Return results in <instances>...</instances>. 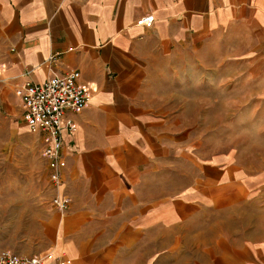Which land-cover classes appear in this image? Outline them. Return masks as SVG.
<instances>
[{
    "label": "crops",
    "instance_id": "0c3cea01",
    "mask_svg": "<svg viewBox=\"0 0 264 264\" xmlns=\"http://www.w3.org/2000/svg\"><path fill=\"white\" fill-rule=\"evenodd\" d=\"M148 14L154 23L138 24ZM207 62L216 81L242 79L252 97L241 107L264 126V0H0V110L19 104L22 118L17 88L53 73L79 70L94 87L64 135L70 207L53 206L51 240L35 254L54 251L49 264H264V164L234 150L204 159L147 105L148 93L185 95Z\"/></svg>",
    "mask_w": 264,
    "mask_h": 264
},
{
    "label": "rangeland",
    "instance_id": "374dc122",
    "mask_svg": "<svg viewBox=\"0 0 264 264\" xmlns=\"http://www.w3.org/2000/svg\"><path fill=\"white\" fill-rule=\"evenodd\" d=\"M202 69V78L187 79L185 95L148 93L147 105L158 116L169 115L172 132L188 134V148L204 159L234 150L249 166L264 164L259 111L241 107L252 97L241 93L246 85L242 79H212L208 62ZM19 122V104L12 113L0 110V250L35 254L51 240L45 219L53 213L56 193L42 155L43 137Z\"/></svg>",
    "mask_w": 264,
    "mask_h": 264
},
{
    "label": "built area",
    "instance_id": "2783aa9c",
    "mask_svg": "<svg viewBox=\"0 0 264 264\" xmlns=\"http://www.w3.org/2000/svg\"><path fill=\"white\" fill-rule=\"evenodd\" d=\"M155 17L152 14L138 19V24L151 26ZM79 70L66 73H53L46 81L25 82L20 85L16 94L22 106V120L32 133L43 136L42 155L47 160L50 180L56 188L53 205L62 213L71 204V197L60 192L62 185L61 160L64 135L76 132V123L71 112L85 108L92 96L94 87L80 83ZM60 260L54 251L44 254H23L11 249L0 250V264H49Z\"/></svg>",
    "mask_w": 264,
    "mask_h": 264
}]
</instances>
